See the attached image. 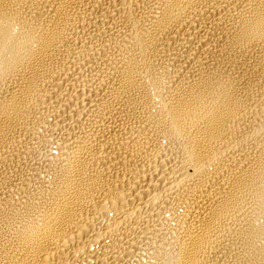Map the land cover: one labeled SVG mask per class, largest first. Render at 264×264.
<instances>
[{
	"label": "bare ground",
	"instance_id": "bare-ground-1",
	"mask_svg": "<svg viewBox=\"0 0 264 264\" xmlns=\"http://www.w3.org/2000/svg\"><path fill=\"white\" fill-rule=\"evenodd\" d=\"M0 264H264V0H0Z\"/></svg>",
	"mask_w": 264,
	"mask_h": 264
}]
</instances>
